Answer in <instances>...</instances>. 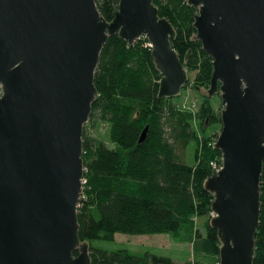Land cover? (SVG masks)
Segmentation results:
<instances>
[{
  "label": "water",
  "instance_id": "obj_1",
  "mask_svg": "<svg viewBox=\"0 0 264 264\" xmlns=\"http://www.w3.org/2000/svg\"><path fill=\"white\" fill-rule=\"evenodd\" d=\"M194 39L211 58L209 96L221 166L204 182L220 241L218 264H252L264 161V0H187ZM0 0V264H91L78 235L82 133L99 94L100 51L117 33L141 36L160 73L157 96L179 95L189 72L154 0ZM142 129L139 141L146 135Z\"/></svg>",
  "mask_w": 264,
  "mask_h": 264
},
{
  "label": "trees",
  "instance_id": "obj_2",
  "mask_svg": "<svg viewBox=\"0 0 264 264\" xmlns=\"http://www.w3.org/2000/svg\"><path fill=\"white\" fill-rule=\"evenodd\" d=\"M113 17L112 0H95ZM160 16L175 28L170 39L196 88L208 87L211 58L192 24L195 8L187 0H154ZM160 73L145 36L131 46L117 33L104 43L94 72L99 92L82 133L83 196L77 207L78 235L89 243L91 264H218L220 241L210 224L213 195L204 187L221 153L212 147L220 127V107L205 96L197 107L173 97L158 98ZM188 82L185 83L186 86ZM183 86V87H184ZM148 126L142 141L139 136ZM104 127L108 142L96 136ZM191 161H187V158ZM199 225H202L203 231ZM116 232L169 233L191 244L183 262L167 255L127 247L107 248L94 240H113ZM252 264H264V161L260 176L259 223Z\"/></svg>",
  "mask_w": 264,
  "mask_h": 264
},
{
  "label": "rangeland",
  "instance_id": "obj_3",
  "mask_svg": "<svg viewBox=\"0 0 264 264\" xmlns=\"http://www.w3.org/2000/svg\"><path fill=\"white\" fill-rule=\"evenodd\" d=\"M193 72H189L188 84L182 87L179 95L174 96L182 106L196 108L203 97L207 96L212 99L216 108L220 107V97L218 92L209 96L207 87L196 88L192 84ZM221 127V125H220ZM220 127L214 126V130L218 132ZM96 136H100L108 142L107 134L104 127L100 126L94 132ZM188 162L191 158L186 159ZM203 231L202 225H199ZM94 243L107 248L127 247L137 251H150L152 253L167 255L175 261L183 262L192 257L191 244L188 242L176 241L169 233H150V234H129L116 232L113 240H94ZM213 264V263H207ZM217 264V263H216Z\"/></svg>",
  "mask_w": 264,
  "mask_h": 264
},
{
  "label": "built area",
  "instance_id": "obj_4",
  "mask_svg": "<svg viewBox=\"0 0 264 264\" xmlns=\"http://www.w3.org/2000/svg\"><path fill=\"white\" fill-rule=\"evenodd\" d=\"M220 167V166H219ZM219 167H215V168H219Z\"/></svg>",
  "mask_w": 264,
  "mask_h": 264
}]
</instances>
